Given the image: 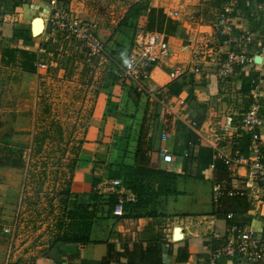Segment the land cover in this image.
<instances>
[{
	"label": "crops",
	"instance_id": "0c3cea01",
	"mask_svg": "<svg viewBox=\"0 0 264 264\" xmlns=\"http://www.w3.org/2000/svg\"><path fill=\"white\" fill-rule=\"evenodd\" d=\"M138 2L143 0H58L73 15L96 23L97 34L103 42L115 45L111 49L113 53L122 49L120 42L126 43L120 39L124 27L133 30L131 43L127 45L128 55L139 29L159 31L169 41L170 56L157 66L154 76L160 86H165L171 99L176 100L178 96L186 99V104L180 106L181 114L171 112L161 101L138 91L129 79L116 74L115 67L113 87L109 78L110 89L97 95L86 141L73 170V195H89L94 187L93 165L97 152L105 156L106 165L123 160L133 168L155 169L157 176L145 180L149 189L144 195L149 202L136 208V213H140L136 217L129 208L134 206L138 195L122 181L136 195L135 199L125 203L128 209L124 207L122 216L108 212L107 205L101 209L97 204L92 205L91 233L86 242L55 241L70 222L66 217L70 204L66 201L55 238L56 231L52 236L40 235L32 242H24L16 232L7 235V226L3 230L0 227V264H203L213 232L226 231V214H217L214 204L221 196L215 200L213 187L217 182H224L223 195H228L227 191L233 188L248 189V169L239 167L235 174L229 172L230 180L222 181L212 166L213 154L219 148L249 156L251 135L243 129L242 120L256 100L264 116V0H244L234 13L236 31H257V36L246 48L254 61L237 68L228 79L220 76L219 68L229 44L212 27L221 0H149L148 8L141 11L134 28L132 18L128 24L123 21ZM49 3L50 0H0V40L8 43L0 47L3 57L34 61L38 46L55 34H47L48 24L53 23ZM176 11L179 15H174ZM38 16L44 18L45 27L43 33L34 35L33 23ZM38 23L36 26L40 28ZM209 47L215 53L206 54ZM257 57L261 61H255ZM176 68H180L181 74L173 80L170 74ZM184 114L198 121V132L190 127ZM131 132L139 135L133 137ZM259 132L264 155V124ZM140 134L144 137L146 152L139 158L136 151ZM128 144H131L129 150L134 151L129 157L125 154ZM162 147L172 153V161L164 160ZM10 167L6 171L9 184L0 185V208L8 207L4 212H9V218L17 219L18 227L25 175L23 168ZM108 170L106 167L96 172L101 181ZM152 180L151 187L148 183ZM244 199L249 207L240 215L234 214L235 220L255 227L264 237V205L252 206L247 197ZM177 226L184 234L181 240L174 239ZM149 244L159 245L160 250L143 261ZM222 262L226 263V259ZM258 264H264V260Z\"/></svg>",
	"mask_w": 264,
	"mask_h": 264
},
{
	"label": "rangeland",
	"instance_id": "374dc122",
	"mask_svg": "<svg viewBox=\"0 0 264 264\" xmlns=\"http://www.w3.org/2000/svg\"><path fill=\"white\" fill-rule=\"evenodd\" d=\"M47 27V34H55L38 46L33 62L0 54L5 67L0 70V117L4 122L0 156L10 155L9 161L18 159L25 175L19 226L16 218L4 212L8 209L5 205V209L0 208V227L7 226V235L16 232L24 242L40 235L52 236L55 231L53 237L57 236L66 198L74 193L73 170L86 141L97 95L110 89L108 79L117 63H125L133 35L132 28L124 27L120 39L126 43L120 42L123 47L118 53L111 51L115 45L105 42L107 53L91 54L83 41L68 31L54 23ZM5 41L0 40V47L8 44ZM43 63L45 67H41ZM130 145L126 146L127 157L134 153ZM7 168L11 167L0 166V185L9 184ZM106 178L110 179L107 172ZM101 195L109 198L111 194Z\"/></svg>",
	"mask_w": 264,
	"mask_h": 264
},
{
	"label": "built area",
	"instance_id": "2783aa9c",
	"mask_svg": "<svg viewBox=\"0 0 264 264\" xmlns=\"http://www.w3.org/2000/svg\"><path fill=\"white\" fill-rule=\"evenodd\" d=\"M244 0H221L218 8L217 18L212 27L217 36L223 37L224 42L229 44L226 56L221 61L219 74L228 79L237 72V68L244 67L254 61L246 48L257 36V31H236V20L234 13L240 8ZM53 23L62 30L79 38L88 47L91 54H105V43L97 34L96 23L80 19L68 10L61 7L58 0H50ZM179 15V12H174ZM209 47L207 53H215V49ZM171 53L169 41L159 31L139 29L135 36V44L124 64H117L116 74L129 79L135 88L150 95L153 99L161 101L167 108L175 113L179 112L180 106L186 104L184 97L178 96L176 100L171 99L165 92V86H160L154 76L157 66L169 58ZM46 64H41L45 67ZM196 71H200L199 68ZM181 74L180 68L171 71V78L177 79ZM185 120L190 127L199 131V123L195 119H189L184 114ZM264 124V116L261 113V105L258 100L254 101L242 120L245 131L250 133V154H231L215 148L213 154V167L216 161H222L230 173L235 174L239 167H247V187L233 188L227 191L230 196L247 197L252 206L264 205V155L261 150L260 127ZM165 138V137H164ZM161 154L165 161L173 160V155L167 147L161 148ZM225 183H215L214 198L218 200L225 193ZM96 190L100 194H111L116 196L114 214H124L125 203L135 199L136 195L126 189L120 178L103 179ZM228 220L224 233L215 230L207 247V257L203 264H258L264 260V237L250 225L245 226L235 220L234 213L227 214ZM5 232H10L5 228ZM226 259V263L222 260ZM232 263V264H233Z\"/></svg>",
	"mask_w": 264,
	"mask_h": 264
},
{
	"label": "trees",
	"instance_id": "16d2710c",
	"mask_svg": "<svg viewBox=\"0 0 264 264\" xmlns=\"http://www.w3.org/2000/svg\"><path fill=\"white\" fill-rule=\"evenodd\" d=\"M148 8V2H138L129 11V14L124 18L123 23H129V19L132 18L133 21L131 23L132 27L137 26V20L139 17V14L142 10ZM5 69V67L2 65V62L0 60V70ZM111 78V88L113 87V84L116 80V75L112 73L110 75ZM109 86V87H110ZM3 120L0 117V128L3 125ZM144 137L139 136L138 138V150L136 151L137 157H144L145 156V148H144ZM143 147V148H142ZM11 153V151H10ZM96 158L93 165V170L95 172L94 178H93V186L96 188V186L100 183V177L96 174V172H100L105 170L106 167H108V174L107 176L110 178L120 177L123 179L122 181L124 184L131 186L133 190L137 193L138 199L137 201L132 204L133 207L129 208V210H134V215L140 216V213H136V208L141 204L144 206L146 203L149 202L148 198H145L146 195H144L147 189H149V186L145 183L146 177L153 178L157 176V170L152 169L150 167L146 168L144 166H138V167H130L129 165L125 164L123 160H119L116 164H108L106 165V159L105 156L100 154L99 152L96 153ZM6 157L0 156V166H17L21 167L22 163L19 162L18 159L10 160V155ZM215 170H216V176L218 179H221L224 181L225 179L230 180L229 171L226 168L225 164L218 160L215 164ZM75 169V168H74ZM153 180L150 181L148 184L153 186ZM93 187V188H94ZM244 196H235L230 197L228 195H223L219 199L218 202L215 204V210L217 214L224 213L227 214L232 211L234 214L240 215L244 213L248 207L249 204L244 199ZM116 196L110 195L109 198H106L105 196L98 193V191L93 189L89 195L87 194H76V195H69L66 198V202H69L70 206L66 211V217L69 219L68 227L65 232H63L61 235H59L55 241H64V242H86L90 238L91 233V218L93 216L94 208H92V205L97 204L98 209L104 208L106 205L108 207V212L113 213L114 207L116 205ZM148 201V202H146ZM128 207H125V210H127ZM159 245L156 247H153L151 244L147 246V250L143 256V261H146V258L150 256V254L157 253L159 251Z\"/></svg>",
	"mask_w": 264,
	"mask_h": 264
},
{
	"label": "water",
	"instance_id": "95a60500",
	"mask_svg": "<svg viewBox=\"0 0 264 264\" xmlns=\"http://www.w3.org/2000/svg\"><path fill=\"white\" fill-rule=\"evenodd\" d=\"M43 18H41V16H38L34 19V23H33V34L36 35V30H35V23L37 21H40L41 22V25H43ZM43 30L41 29L40 32L38 33H41ZM255 61H261V57H257ZM184 237V234L182 232V228L180 226H177L175 227L174 229V239L175 240H181L183 239Z\"/></svg>",
	"mask_w": 264,
	"mask_h": 264
},
{
	"label": "bare ground",
	"instance_id": "6f19581e",
	"mask_svg": "<svg viewBox=\"0 0 264 264\" xmlns=\"http://www.w3.org/2000/svg\"><path fill=\"white\" fill-rule=\"evenodd\" d=\"M41 18H43V17H41ZM42 21H43V25H41V22H40V21H37V22L35 23L36 35H40V34L43 33V31H44V27H45V20H44V18H43ZM38 22H39V23H38ZM37 23L40 24V26H41L40 28H37V26H36ZM41 29H42L43 31H42L41 33H38V32H40Z\"/></svg>",
	"mask_w": 264,
	"mask_h": 264
}]
</instances>
